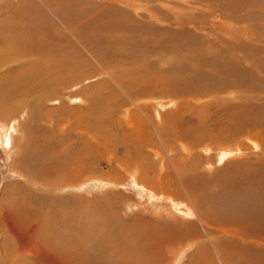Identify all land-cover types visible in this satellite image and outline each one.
<instances>
[{"label":"rangeland","instance_id":"374dc122","mask_svg":"<svg viewBox=\"0 0 264 264\" xmlns=\"http://www.w3.org/2000/svg\"><path fill=\"white\" fill-rule=\"evenodd\" d=\"M33 1L35 4L43 6L40 7L45 10L43 20L48 28H51L52 35L56 38H62L63 41L61 43L57 42L60 48H58L59 46H53L47 51V53H51L50 49L56 51L57 59H50L53 54H47L43 57H41L42 55L32 54L33 56L29 55L28 58L24 59L28 62L26 65H24L25 62L18 59L9 67L3 66L0 70V84L3 86L10 84L5 83V80H15L16 77L20 76L19 78L23 82L29 78L30 86H34V89L43 86L50 88V92L46 95L33 92L34 94L25 97V99L20 98L22 96L13 99L4 108L3 114L1 112L3 105L0 106V263L3 258L8 264H58L60 261L51 256L50 250H48L49 255H47L48 253L42 254L38 259L35 256L33 259L37 261L30 259L36 255L35 252L40 247H43L41 242L46 238H39V236L49 230L48 237L51 235L57 239L58 250L76 244L80 245L78 252L67 250L66 255L67 258L72 260H81L82 264H87L86 259L89 257L93 259V261L89 259L93 264H96V260H103V264H114L113 262H122V259L123 264H221L217 256L218 252L221 257L224 256L227 259L222 260V257L221 260L229 262V264H264V249L258 250V253L251 260L250 249L248 252L245 251L251 246L246 248L244 246L245 252H243L241 251L243 250L241 249L242 245L240 246L237 242L229 246L238 245L240 247H235L233 253H227L226 255L224 246L218 245L217 241L218 235L223 237L222 231L227 227L221 226L222 229L219 227L216 231V237L213 235L214 229L212 228L216 227L215 223H211L213 221L209 222L210 227L206 224L208 228L201 223V220L205 219L206 214L209 212H212L214 216H218L227 211L225 207H219L220 210H218L220 204L210 201L213 200L212 197L218 196L214 195L216 194L215 191H210L211 187H213L211 190H217V194H222V191L224 189L226 191L228 188L226 187L227 184H225V187L221 185L224 184L223 179L240 172L245 165L243 163L242 166V161H264V88L263 90L261 88L264 86L262 84L264 83L262 77L264 76V70H260L264 69V0H248L253 5L251 9L247 8L246 0H53L55 3L50 0V4H54V6H49L50 8L45 6L48 0ZM7 2L8 0H0V9L7 10L9 8ZM56 3H60L57 6L63 12L64 19L61 21L57 16L60 13L55 8ZM106 13L108 18L103 19V15L105 16ZM110 14L111 16H109ZM47 19L50 24L47 23ZM110 30L113 32H110ZM221 41L225 45L226 41L232 45V49H229L230 53L228 50L225 60L220 59L222 57L220 52H226L227 49ZM152 42L155 46H159V49L163 45L167 50L176 53L178 67L180 68L183 65L181 68L182 74L188 73L187 76L189 77L191 74L193 76V73L201 75V73L208 72V78H205V81L195 79L197 80L195 82L194 79H191V83L192 81L195 84L206 82L204 83L206 87L214 86L216 89L213 87L209 90L212 89L210 92L216 90L215 93L213 92L216 94L215 96L218 93L220 96H225L226 90L229 93H234L231 86L237 74L234 73L235 76H233V71L242 69L246 63L250 64V61L256 60V63H258L254 65L258 67L260 65L261 68H257L256 73L251 76V80L249 79L243 83L244 85L251 84L250 87L240 84V86L238 85L239 89L237 86L238 90L234 89V95L238 97L239 94V98H243H241L242 104L240 103V106L236 103H234V106L233 102L230 101L232 98L228 97H231L232 94H227V97L218 95L217 97L220 99L216 98L214 101L207 100L208 98L196 97L199 101L196 102L195 96H189L191 99L185 98V100L177 97V94L171 93L167 82L160 81V71H156L154 74L151 73L153 69L149 67V63L146 60V62L143 61L144 59L142 60V56H145L146 52L148 54L146 58L151 55L147 59L158 64L154 66L153 71L161 65L163 67L160 69L163 70L162 72H165L168 68V64L163 65L160 62L168 63V59H163V55L168 54L167 51L160 50L158 55L153 51L151 53L147 52V50L154 47ZM21 43L18 44L17 49H20ZM119 43L123 45L124 49L119 46ZM113 44H117L114 49H112ZM210 45L214 46L217 51L211 50ZM242 47L245 49L241 50ZM118 48L119 50H117ZM200 49L202 50L200 51ZM3 51H0V55L4 54ZM203 52L205 54L208 52L209 58L204 60L202 56V60L198 63V57L203 55ZM97 55L103 56L104 59L97 57ZM133 56L141 58L138 59L137 64L140 74L138 71L130 72L136 69L134 66L129 68L133 64ZM249 57H252L251 60ZM42 58L47 59V62ZM245 58L250 61L246 62ZM52 60H57L56 62L60 64L59 67H56L51 62ZM122 60L127 61V63L125 62L126 64L123 67L117 66ZM212 60H214L213 63ZM129 61H132V63ZM209 61L210 63H208ZM50 62L52 66H50ZM173 62L175 63V61L173 60L171 63L172 68L176 64H173ZM30 64L34 65L29 73L26 71L27 68L19 69ZM211 64H216L215 67H218V72L223 68L222 71H226L227 75L232 74L227 76L228 78L226 77L228 83L223 78L225 76H221L216 71L212 72L214 65ZM187 70L188 72H186ZM257 71L261 72L257 73ZM246 73H239L237 78L245 77ZM125 75H127V80L122 81L121 78H124ZM1 77H3V80ZM140 80L143 83L141 85ZM221 80L225 81L224 84ZM153 81L155 85L151 83ZM219 81H221L222 88L220 85L219 87L215 86ZM23 82L18 83V85L24 86ZM252 82L255 85L254 88H251ZM187 83L189 82H184V84ZM243 87L246 88L242 90ZM249 88L254 89V91L250 92ZM255 89H260L261 92L258 90L260 93H256ZM241 90L243 93L248 90V94L245 93L241 96ZM245 97L247 100L244 99ZM226 98L231 103L228 100L226 101ZM250 99L255 106L257 105V109H253V104V106H246L245 102L250 103ZM224 101L227 107H231L234 111L228 109ZM11 104H16L15 108H19L21 105L19 111H13L14 107ZM185 105H187L188 112L185 110ZM221 107L227 108L226 111L228 112L222 110ZM235 107L245 108L246 112L253 110L252 116H248L249 118L244 117L247 114L249 115L248 112L244 116L241 115V117L234 115L232 117L230 113L235 112ZM132 114L138 120L135 117L133 119ZM227 115L229 122L225 121ZM128 119L136 120L133 121L135 123L133 127L128 126ZM139 123L141 124L139 125ZM219 126L221 127L219 128ZM241 126L242 130L239 128ZM216 135L218 138L220 137L218 141H216ZM187 139H192V141ZM192 142H195L194 144L198 142V145L210 143L211 148L208 147L209 151H204L207 148L205 146L191 149V147L198 146L197 144L195 146ZM164 144L168 145L164 146ZM182 144L184 146L190 145L188 146L190 147L189 150L185 151L181 147ZM223 146L231 151L239 150V152L234 153L233 158L229 157V160L224 159L225 161H223L222 158L219 159L221 153L218 150V148H224ZM236 147L239 149H236ZM124 157L132 166L131 168L121 165ZM239 161L240 165H235ZM70 162L75 163L72 168ZM173 165L175 168H173ZM61 167L64 170L67 169L66 172ZM166 167L168 168L166 169L168 175L166 176V183L169 185L171 182L170 186L178 187L176 192L172 191L171 194H169L171 192L169 189L160 188L153 179L154 172ZM231 167L235 168L231 169ZM190 168L194 174L198 172L196 175L200 181L192 174ZM57 169L59 171H56ZM187 169H190L191 172ZM233 169L234 173L237 171L235 174L232 172ZM176 170L181 174L176 176ZM224 170L226 173H224ZM45 171H47L44 176L46 180L41 179L39 181L40 179L34 176V173L41 174ZM221 171L222 176H220ZM84 172L85 176L83 175ZM228 172L231 174H228ZM49 174L51 176L47 177ZM214 174L216 175L214 176ZM89 175L93 176L90 177ZM190 176L192 181L189 179ZM158 177L161 178L159 175ZM181 177H185L186 181L182 179L184 180L183 183L179 182ZM195 179L201 184V181H204V185L209 189L206 190L205 188L203 190L204 188L201 187L203 184H198ZM218 181L221 182L218 183ZM216 182L217 184H215ZM196 183L198 186H196ZM259 183L264 188V181H259ZM209 184L211 185L209 186ZM196 187H198L197 189L201 194H198ZM192 188H194V191ZM205 191L212 192H207L209 196L206 199L207 193ZM149 193L153 194L155 198L148 196ZM193 193H196V195L194 194V196ZM188 196H190L193 207L199 211L201 216L199 219L193 211L191 215L186 213L187 216L176 213L177 208L171 205V202L175 203L176 206L177 203L187 204L185 198L187 200ZM205 200H208L209 203L214 202L217 207H211ZM195 201L197 204L194 203ZM229 203H226L229 205V211L235 212L236 206L233 203H230L233 204L230 206ZM202 204L203 206H201ZM32 205L33 207H30ZM221 205L223 206V204ZM166 212L171 213L172 216L163 215ZM182 212L186 211L182 209ZM10 214H13V224L9 218ZM93 214L95 215L94 221L92 219ZM112 215H119L125 225L121 222V225H118L119 227L108 230L106 220L110 221ZM213 215L210 214V216ZM245 216L248 217L249 214ZM174 217L180 218L179 223L188 222L191 225L193 224L192 229H195L192 236L195 234L196 239L195 241L192 240L191 244L178 247L176 255H170L169 258V255L165 252L167 245L160 242V240L157 241L159 236L157 233L159 231L167 233L170 226L168 224H171L170 220ZM260 217L257 220L264 219V215ZM181 219H186V221ZM148 223L153 224L152 226H158V230H155L154 233L153 228L148 227ZM161 225L163 226L161 227ZM98 229L101 230L99 231L101 233L97 232ZM240 230L239 227L238 231H234L239 234L242 232V230L239 232ZM121 234L123 235L119 237ZM103 235H105V240L107 236L109 238L103 246L98 247L99 242L103 243L100 240ZM96 237H98L97 240H95ZM143 241L151 242V246L141 252L140 247L150 245ZM127 244L129 247H126ZM125 251L134 252L136 259L139 255L141 257L145 256L147 259L149 255H152V260L144 261L143 259L141 262V260L136 261L134 257H132L133 259H125L122 257ZM235 251L236 253L239 252L238 257H233ZM59 252L62 253V250ZM165 256H168V260ZM172 258L174 259L172 260ZM231 259L232 261H230ZM226 262H223V264H227Z\"/></svg>","mask_w":264,"mask_h":264},{"label":"bare ground","instance_id":"6f19581e","mask_svg":"<svg viewBox=\"0 0 264 264\" xmlns=\"http://www.w3.org/2000/svg\"><path fill=\"white\" fill-rule=\"evenodd\" d=\"M53 1V0H52ZM54 2V1H53ZM51 2H50V0H48L47 1V3H45V6H46V8L48 7V8H50L49 6H54V4H50ZM55 3V2H54ZM58 4H60V3H56V5H55V8H56V10L60 13V14H58L57 16H58V18L60 19V21L61 20H63L64 19V17H63V12L60 10V7L59 6H57ZM7 5H8V9L7 10H2V9H0V51L1 50H4L3 52H4V54H2V55H0V56H2L1 58H0V70L3 68V66H5V67H9L12 63H14L15 61H17L18 59H21L22 60V62H25L24 63V65H26L28 62H26V61H24V59L25 58H28L29 57V55H42L41 57H43V56H45V55H50V54H53V57L52 58H50V59H57L58 57H57V55H55L57 52L56 51H52L51 49H50V52L51 53H47V51H49V48L50 47H53V46H55V47H58V48H60V45L59 44H57V42L58 43H61V41H63L62 40V38H60V37H55V36H53L52 35V33H51V28L49 29L48 28V26L45 24V22H44V20H43V18H44V13H45V10H44V8H40V7H43V6H41L40 4H35V2L33 1V0H8V2H7ZM246 6H247V8L248 9H251V8H253V5H252V3L250 2V1H248V0H246ZM54 10V9H53ZM250 11V10H249ZM247 12V11H246ZM250 13V12H249ZM109 16H111V14L109 15ZM106 18H108V14L106 13V15L104 16L103 15V19H106ZM110 18V17H109ZM261 18H262V16H261ZM111 19V18H110ZM109 20V19H108ZM106 21V20H105ZM264 21V20H263ZM113 22V21H112ZM47 23H49L50 24V22H49V20L47 19ZM65 23V22H64ZM117 24L119 23V22H116ZM55 25V24H54ZM70 25V24H69ZM112 25H114V24H112ZM56 28V27H55ZM108 28V27H107ZM122 28V27H121ZM53 29H54V27H53ZM58 29V28H57ZM55 30V29H54ZM59 30V29H58ZM57 30V31H58ZM105 30V29H104ZM149 30H152V29H149ZM132 31V30H131ZM53 32V31H52ZM110 32H113V31H111L110 30ZM154 32V31H153ZM60 33H61V31H60ZM63 33V32H62ZM73 33V32H72ZM55 34H57V33H55ZM59 34V33H58ZM62 36V35H61ZM103 37H105V36H103ZM67 38V37H66ZM65 38V40H67ZM91 38V37H90ZM102 39V38H101ZM103 39H105V38H103ZM88 40V39H87ZM86 40V41H87ZM145 41V40H144ZM20 42H22L21 43V45L19 46L20 47V49H17V46H18V44L20 43ZM117 42V41H116ZM136 42V41H135ZM147 42V41H146ZM146 42H145V44H146ZM68 44H69V42H67ZM66 43V44H67ZM118 43V42H117ZM221 43H222V45H225V44H223V42L221 41ZM63 44V43H62ZM65 44V45H66ZM84 44V43H83ZM120 44V43H119ZM144 44V43H143ZM148 44V43H147ZM152 44H153V46L154 47H152V49H149V50H147V52H154V53H157V55H158V52L160 53V50H163L164 49V51L163 52H165V51H167L166 53H168L167 55H163V53H162V55H163V59H165V60H167L168 59V63L167 62H164V61H160L163 65H167L168 64V68H166V71H165V69H164V71L165 72H162L160 69H161V67H162V65H161V67H158L155 71H153L155 68H154V66H157L158 64H156L157 62H155V63H153L152 62V60L151 61H149L148 59V57H150V56H148L147 58H146V56L148 55L146 52H145V56H142L143 58H142V60L143 61H147L148 63H149V67L150 68H152L153 70L151 71V73L153 72V74H154V72H159L160 71V74H159V78H160V81H166L167 82V84H168V87H169V90H170V92L171 93H175V94H177L176 96L177 97H181V98H186V99H189L191 96H195V98L196 97H202V99H204V98H208L207 100H212V101H214L216 98H218V99H220L219 97H217L218 95H219V93H218V95L217 96H215L216 94H214L215 92H216V90H215V92H214V90L212 91V92H210L211 90H209L210 88H213L214 86H207L206 87V84H204V83H206V82H197L196 84H195V82L198 80V81H205V78H208L207 76V74H208V72H206L207 70H208V68H209V66H208V63H210V61L207 63V70L205 69V72L206 73H204V74H202L201 73V75L198 73V74H195V73H193L194 75L193 76H187V74L186 73H184L183 72V70H182V72L184 73V74H182L181 73V68H182V66L179 68L178 67V65H179V63L177 62V59H176V53H174L173 51H169V50H167V48L165 47V46H161V48L159 49V46H155V44L152 42ZM151 44V45H152ZM199 45H200V42L198 43ZM117 44H113V46H112V49H114L115 48V46H116ZM222 45H221V47H222ZM71 46V45H70ZM84 46V45H83ZM119 46H121V48H123L124 49V47H123V45H119ZM226 47H227V49L225 50L226 52H224V51H221L220 52V55L222 56L220 59H226V57H227V52H228V50L229 49H232V45L228 42V41H226V45H225ZM146 47H148V46H146ZM200 47H202V46H200ZM72 48V47H71ZM210 48H211V50H213V51H217L216 50V48L214 47V46H212V45H210ZM223 48V47H222ZM55 49V48H54ZM245 48L244 47H242L241 48V50H244ZM116 50V49H115ZM117 50H119V48L117 49ZM145 50V49H144ZM202 49H200V51H201ZM223 50H224V48H223ZM203 51H204V49H203ZM62 52V51H61ZM139 52H141V51H139ZM1 53V52H0ZM138 53V52H137ZM207 54H205L204 52H203V55H201V56H199V54H198V63H199V61H201L202 59H201V57L203 56V59L205 60H207V58H209V53L208 52H206ZM229 53H230V50H229ZM93 54V53H92ZM98 54V53H97ZM115 54V53H114ZM121 54V53H120ZM120 54H119V56H120ZM125 55H126V53H124ZM144 54V53H143ZM233 54V53H232ZM32 55V56H33ZM128 55V54H127ZM137 55V54H136ZM234 55V54H233ZM121 56H123V55H121ZM129 56V55H128ZM135 56V55H134ZM132 57V59H133V64L132 65H130L129 66V68H133V66L136 68L135 70H133V71H130V72H137L138 71V73H139V66L137 65L138 64V62H139V56H137V57ZM264 56V55H263ZM97 57H99V58H102V59H104V57L103 56H98L97 55ZM106 57H108V56H106ZM105 57V58H106ZM125 57H127V56H125ZM49 58V57H48ZM65 58V57H64ZM63 58V59H64ZM95 58V57H94ZM109 58V57H108ZM152 58V57H151ZM250 58V57H249ZM252 58V57H251ZM251 58H250V60H251ZM264 58V57H263ZM43 59V58H42ZM111 59V58H110ZM122 59V58H121ZM124 59V58H123ZM126 59V58H125ZM129 59V58H128ZM141 59V58H140ZM213 59V58H212ZM246 59V58H245ZM43 60H46V62H47V59H43ZM175 61V63L177 64H175L174 62H173V64H175V66L174 65H172V66H174L173 68L171 67V63H172V61ZM209 60V59H208ZM218 60V59H217ZM230 60V59H229ZM232 60V59H231ZM230 60V61H231ZM250 60H248V59H246V62L247 61H250ZM259 60V59H258ZM57 60H52L51 62H53L54 63V65L56 66V67H59V63L58 62H56ZM62 61V60H61ZM100 61V60H99ZM145 61V62H146ZM189 61H190V59H189ZM226 61H228V60H226ZM261 61V60H260ZM30 63H31V61H29ZM39 62V61H38ZM51 62H50V66H52V64H51ZM126 63H127V61H125ZM123 60H122V62H120L117 66H119V67H123L126 63H125ZM130 63H132V61H129ZM207 62V61H206ZM214 62V60H212V63ZM141 63V62H140ZM144 63V62H143ZM166 63V64H165ZM205 63V62H204ZM233 63V62H232ZM245 63V62H244ZM249 63V62H248ZM258 63V62H257ZM256 63V60H253V61H250V64H245V65H243V68L242 69H239V70H241V71H239V70H235V71H233V76H235L236 74H237V76H238V74L239 73H244V72H247L246 73V76L245 77H238L237 78V76L236 77H234V78H236V79H234V82H233V84H232V82H231V84H232V86H231V84H229L230 86H231V90H233L234 91V93H235V90L237 89V86L239 85L240 86V84H243V83H245V82H247L250 78H251V76L254 74V73H256V70H257V68H261L260 67V65H259V67L258 66H255L254 64H257ZM262 63V62H261ZM263 63H264V60H263ZM40 64V63H39ZM38 64V65H39ZM197 64V63H196ZM201 64V63H200ZM216 64H218L217 62H216ZM216 64L214 65V64H211V65H214V70L212 71V72H217L218 74H220L221 76L223 75V76H225V77H223V78H225L226 79V77L227 76H229V75H232V74H230L229 73V75H227V73H225L224 71H222L223 70V68L221 69V71H219L218 72V67H215L216 66ZM241 64V63H240ZM34 65V64H33ZM33 65H28V66H22V67H20L19 69H23V68H27V73H29V71L31 70V68H32V66ZM70 65V64H69ZM109 65V64H108ZM141 65H142V63H141ZM144 65H147V64H144ZM202 65V64H201ZM200 65V66H201ZM206 65V64H205ZM219 65V64H218ZM231 65V64H230ZM49 66V67H50ZM148 66V65H147ZM185 66V65H184ZM200 66H198V67H200ZM186 67V66H185ZM197 67V66H196ZM203 67H204V65H203ZM221 67V66H220ZM37 68V67H36ZM41 68V67H40ZM163 68V67H162ZM171 68V69H170ZM200 68H202V67H200ZM205 68V67H204ZM240 68V67H239ZM264 68V67H263ZM178 69H180V70H178ZM185 69V68H184ZM199 69V68H198ZM203 69V68H202ZM232 69V68H231ZM44 70V69H43ZM71 70V69H70ZM132 70V69H131ZM189 70H190V68H189ZM194 70V69H193ZM225 70H227V69H225ZM234 70V69H233ZM260 70H264V69H260ZM53 71V70H52ZM68 71V70H67ZM76 71V70H75ZM143 71V70H142ZM48 72H50V71H48ZM73 72V71H72ZM77 72V71H76ZM75 72V73H76ZM129 72V71H128ZM147 72H149L148 70H147ZM186 72H188V70L186 71ZM191 72H192V70H191ZM194 72V71H193ZM196 72V71H195ZM198 72V71H197ZM196 72V73H197ZM261 72V71H260ZM259 71H257V73H260ZM60 73V72H59ZM144 74H145V72H143ZM234 73H235V75H234ZM66 74V73H65ZM125 74V73H124ZM140 74V73H139ZM264 74V73H263ZM75 75V74H74ZM77 75V74H76ZM146 75H147V73H146ZM244 75V74H243ZM140 76V75H139ZM143 76V75H142ZM220 76V77H221ZM233 76H230L231 78L233 77ZM258 76V75H257ZM257 76H255V77H257ZM260 76V75H259ZM20 76H18V77H16V79L15 80H5V83H10V84H7L6 86H3V85H1L0 84V106L1 105H3V107H2V114H3V111H5L4 110V108L7 106V104L10 102V101H12L13 99H16V98H18V97H20V96H22V97H20V98H24L25 99V97H29V96H31L32 94H34L33 92H36V93H38V94H40V95H46V94H48L49 92H50V88L49 87H41V88H38V89H34V86H30V82H29V78H28V80L27 81H22V80H20V78H19ZM61 77H63V76H61ZM247 77H248V79H247ZM263 77V79H264V76H262ZM222 78V79H223ZM228 78V77H227ZM253 78V77H252ZM259 78V77H258ZM258 78H257V81H258ZM1 79L3 80V77H1ZM191 79H197V80H195V82L193 83V81H192V83H191ZM230 79V78H229ZM256 79V78H255ZM262 79V80H263ZM121 80L122 81H126L127 80V75H125V77L124 78H121ZM208 80V79H207ZM224 80V79H223ZM230 80H233V79H230ZM229 80V81H230ZM251 80V79H250ZM67 81V80H66ZM142 80H140L139 81V83H140V85H141V82ZM185 81H187V82H189V83H187V84H184V82ZM222 81V80H221ZM221 81H219L217 84H215V86L217 85L218 87H219V85H220V87H221ZM226 83H228V80L226 79ZM259 81H260V79H259ZM264 81V80H263ZM21 82H23L24 84V86H21V85H18V83H21ZM54 82V81H53ZM62 82V81H61ZM183 82V83H182ZM224 82L225 81H222V83L224 84ZM255 82V81H254ZM70 83V82H69ZM152 84H154L155 85V82L153 81V82H151ZM150 83V84H151ZM225 83V84H226ZM230 83V82H229ZM251 83V82H250ZM249 83V84H250ZM257 83V82H256ZM262 83V82H261ZM143 84V83H142ZM151 84V85H152ZM222 84V85H223ZM252 84H253V82H252ZM258 84V83H257ZM263 85H264V83H262ZM62 85V84H61ZM73 85V84H72ZM148 85V84H147ZM244 85V84H243ZM246 85V84H245ZM244 85V86H245ZM248 85V84H247ZM247 85H246V87H247ZM251 85V84H250ZM250 85H248L249 87H250ZM230 86H228V87H230ZM238 86V89L240 88ZM254 84L251 86V88L253 87L254 88ZM32 87V88H31ZM143 87H145V85H143ZM227 87V86H226ZM245 87V88H246ZM258 87H260V86H258ZM147 88H148V86H147ZM152 88H153V86H152ZM222 88V87H221ZM223 88H224V86H223ZM236 88V89H235ZM244 87L242 88V90L243 89H245ZM251 88H249V91L251 92V91H254V89L252 90ZM257 88V87H256ZM262 88V90H263V88H264V86L263 87H261ZM146 89V88H145ZM150 89V88H149ZM148 89V90H149ZM214 89H216L215 87H214ZM218 89V88H217ZM227 89V88H226ZM228 89H230V88H228ZM235 89V90H234ZM237 89V90H238ZM251 89V90H250ZM142 90V89H141ZM147 90V89H146ZM208 90H209V92L211 93H209L208 92ZM225 90V89H224ZM231 90H230V92H231ZM242 90H241V96L242 95H244L245 93H247L248 92V90H246L247 92H245V90H244V92L245 93H243L242 92ZM256 90V89H255ZM258 90H260V89H257L256 90V93H260L261 92V90H260V92L258 91ZM143 91V90H142ZM152 91V90H151ZM221 91V90H220ZM227 92L225 93V96L223 95H221L222 97H227L226 95L228 94H232V96L231 97H228V98H232L230 101H232L233 102V104L234 103H236V104H239L238 106H240V103L242 104V100H241V98H239V92L238 91H236V92H238L237 94H238V97H236V95H234V93H229V91L228 90H226ZM240 91V90H239ZM264 91V90H263ZM147 92H150V91H147ZM154 92V91H153ZM214 92V93H213ZM223 92H225V91H223ZM144 93H146L145 91H144ZM213 93V94H212ZM243 93V94H242ZM255 93V92H254ZM255 93V94H256ZM264 93V92H263ZM222 94V93H221ZM224 94V93H223ZM248 94V93H247ZM246 94V95H247ZM252 95V94H251ZM138 96V95H137ZM190 96V97H189ZM220 96V95H219ZM220 96V97H221ZM248 96V95H247ZM256 97V96H255ZM255 97H253V98H255ZM258 97V96H257ZM256 97V98H257ZM198 98H196V102H199V101H197V99ZM228 98H226V101L228 100ZM252 98V99H253ZM185 99V100H186ZM191 99V98H190ZM217 99V100H218ZM243 99V98H242ZM244 99H246V97L244 98ZM248 99H249V96H248ZM159 100V99H158ZM194 100V99H193ZM247 100V99H246ZM251 100V99H250ZM121 101V100H120ZM189 101V100H188ZM191 101V100H190ZM218 101H221V100H218ZM218 101H216V102H218ZM229 100H228V102H230ZM152 102H153V100H152ZM155 102V101H154ZM160 103H161V101H159ZM193 102V101H192ZM222 102V101H221ZM243 102H245V101H243ZM231 103V102H230ZM229 103V104H230ZM20 104V103H19ZM97 104V103H96ZM99 105H100V103H98ZM122 104V103H121ZM123 104H125V103H123ZM224 104H226L225 103V101H224ZM245 104H246V106H250V105H254V103L252 102V100H251V102L250 103H246L245 102ZM12 105V104H11ZM16 105V104H15ZM15 105H12V107H14ZM138 105V104H137ZM145 105V104H144ZM189 105V104H188ZM223 105V104H222ZM252 105V106H253ZM92 106H94V105H92ZM142 106V105H141ZM146 106V105H145ZM225 106V105H224ZM232 106V105H231ZM234 106H235V104H234ZM252 106H251V109H252ZM255 106V105H254ZM253 106V109H257L256 108V106L254 107ZM20 107H21V105H20ZM19 107V108H20ZM113 107V106H112ZM226 107H227V104H226ZM248 107H246V108H248ZM19 108H13V111H19ZM115 108V107H114ZM140 108V107H139ZM222 108V110H227V108L229 109H232L231 107H227L226 109H224L225 107H221ZM236 108V107H235ZM264 108V107H263ZM149 110V108L147 109V111ZM185 110H186V112H188V109H187V105H185ZM261 110V109H260ZM224 111V112H225ZM230 111V110H229ZM232 111H234V109H232ZM137 112V111H136ZM139 112V111H138ZM143 112V111H142ZM226 112H228V111H226ZM249 112V115L247 114L246 115V113H248ZM248 112H246V110H245V108H242V107H239V108H236L235 109V112H232V113H230L231 115H232V117H234V116H239V117H241V115H243L244 116V114L246 115V116H244V117H247V118H249L248 116H252L251 115V113L253 112V110H248ZM134 114H136V113H134ZM138 114V113H137ZM140 114V113H139ZM143 114H145V113H143ZM140 115H142V114H140ZM234 115V116H233ZM242 116V117H243ZM132 117H133V114H132ZM131 117V118H132ZM135 117V116H134ZM134 117H133V119H134ZM160 117H162V116H160ZM235 117V118H236ZM226 118H227V120H225V121H228V115L226 116ZM251 118V117H250ZM135 119H137L136 117H135ZM141 119V118H140ZM199 119V118H198ZM230 119H232V118H230ZM229 119V120H230ZM236 119H238V118H236ZM235 119V120H236ZM138 120V119H137ZM161 120V119H160ZM233 120V119H232ZM231 120V121H232ZM242 120H243V118H242ZM241 120V121H242ZM130 121V122H129ZM133 121H136V120H133ZM132 120H130V119H128V121H127V123H128V126L129 127H133L134 126V122H133ZM141 121V120H140ZM238 121V120H237ZM237 121H234V122H237ZM244 121H246V120H244ZM137 122H139V121H137ZM144 122V121H143ZM145 122H147V121H145ZM201 122V121H200ZM229 122V121H228ZM243 122V121H242ZM248 122V121H247ZM224 123V122H223ZM231 123V122H230ZM230 123H229V125H230ZM256 123H258L257 121H256ZM141 123H139V125H140ZM143 124V123H142ZM225 124H227V123H225ZM240 124V123H239ZM72 125V124H71ZM87 125H88V123H87ZM86 125V126H87ZM231 125H232V123H231ZM231 125L229 126V128L231 129ZM236 125H238V124H236ZM242 125V124H241ZM234 126V125H233ZM251 126V125H250ZM250 126H248V127H250ZM74 127V126H73ZM221 126H219V128H220ZM225 128H227V127H225ZM240 128V130H242L243 128H242V126L241 127H239ZM156 129V128H155ZM233 129V128H232ZM157 130V129H156ZM193 130V129H192ZM218 130V129H217ZM245 130V129H244ZM219 131V130H218ZM229 131V130H228ZM227 131V132H228ZM231 131V130H230ZM223 132V131H222ZM221 132V133H222ZM237 132V131H236ZM87 133V132H86ZM186 133H188V132H186ZM212 133V132H211ZM229 133V132H228ZM209 134V133H208ZM223 134V133H222ZM234 134V133H233ZM90 135V134H89ZM207 135V134H206ZM215 135V134H214ZM232 135V134H231ZM79 137V136H78ZM212 137V136H211ZM216 137H217V135H216ZM215 137V138H216ZM237 137V136H236ZM89 138V137H88ZM187 138H188V136H187ZM202 138V137H201ZM210 138V137H209ZM220 138V137H219ZM218 137H217V140L216 141H218V139H219ZM224 138V137H223ZM213 139V138H212ZM159 140V139H158ZM179 140V139H178ZM188 140V139H187ZM189 140H191L192 141V139H189ZM188 140V141H189ZM223 140V139H222ZM190 141V142H191ZM194 141V140H193ZM186 142V141H185ZM189 142V143H190ZM207 142V141H206ZM211 142H212V140H211ZM193 144L195 143V142H192ZM198 143V142H197ZM196 143V144H197ZM205 143V142H204ZM220 143V142H219ZM196 144H194L195 146H196ZM214 144H217V143H214ZM168 145V144H167ZM167 145H165L164 144V146H167ZM198 145V144H197ZM188 146H190V145H188ZM188 146H184V144H182L181 145V147L182 148H184L185 149V151H188L189 150V148L190 147H188ZM203 146H205V147H207V148H205L204 149V151H209V149H208V147L209 148H211L210 147V143H207V144H200V145H198V146H196V147H191V149H194V148H200V147H203ZM224 147V146H223ZM236 149H239L238 147H236ZM218 150H220L219 152L221 153V157L219 158V159H221L222 158V160L223 161H225L224 159H228L229 157H232L233 156V154L234 153H238L239 152V150L238 151H231V150H229L227 147H224V148H218ZM191 151V150H190ZM126 153V152H125ZM76 154V153H75ZM200 157V156H199ZM240 157V156H239ZM233 158V157H232ZM229 160V159H228ZM230 160H231V158H230ZM259 160V159H258ZM246 161V160H245ZM245 161H242L241 163H242V166H243V163L245 164L243 167H242V169H241V171L240 170H238V171H240V172H238L237 174H235L233 171H234V169L232 170V172L235 174V175H233V176H231V177H229V178H227L226 179V177L223 179V183L224 184H221V185H224V187H225V184H227L228 186H226V187H228L227 188V190L225 191V189L222 191L223 193L222 194H217L218 192H217V190H211V188L213 189V187H211L210 188V191H215L216 192V194H214V195H218L217 197H212V199L213 200H210V201H214L216 204H220V206H218V208L219 207H225L226 209H227V211L226 212H224V213H222V214H219L218 216H214L213 214H212V212L210 213L211 215H213V216H210V214L208 213V212H206V213H208V214H206L207 216H206V218L205 219H202L201 220V223H202V225L204 226H206V224H207V226L208 227H210L211 225L209 224V222L210 221H213V222H211L212 224L213 223H215V228H212V229H214L213 231V235H215L216 237H217V234H216V231H218V228L219 227H223V226H225V227H227V229H225L224 231H222L223 233V237H221L222 235H218V241H217V243H218V245H221L222 247L224 246V250L226 251V255H227V253L229 254V253H233L234 252V250H235V247H237L236 245H233V246H229L230 244H235L236 242L241 246L242 245V248L241 249H243V247L245 246V248L246 247H250V248H248V249H245V251L246 252H248V250L250 249V253H251V256H252V259L251 260H253V258H254V256L258 253V250H260V249H264V219H259V220H257L260 216H262V215H264V188L263 187H261V184L259 183V181H264V161L263 160H259V161H257V162H247L246 161V163H245ZM248 161H249V159H248ZM232 162V161H231ZM235 162H237V161H235ZM209 163V162H208ZM75 164V163H74ZM74 164H72V162H70V166H71V168L73 167V165ZM172 164H173V161H172ZM237 164H239L240 165V161H239V163H236L235 165H237ZM121 165H123V166H125L126 168H131L132 166L131 165H129V162L128 161H126V157H124L123 159H122V161H121ZM234 165V166H235ZM69 166V167H70ZM197 166H199V164H197ZM227 166V165H226ZM238 166V165H237ZM42 168V167H41ZM62 168V167H61ZM70 168V169H71ZM164 168V167H163ZM173 168H175V166L173 165ZM207 168V167H206ZM223 168V167H222ZM232 168H235V167H231V169ZM166 169H168L167 167L165 168V169H160V170H158V171H156V172H154V174H153V179L155 180V182H156V184L160 187V188H167V189H169L171 192L169 193V194H171L172 193V191L173 192H176V188H178V187H173V186H170V183H169V185L166 183L167 181H166V176H168L167 175V171H166ZM186 169V168H185ZM191 169V168H190ZM190 169H187V170H190ZM212 169V168H211ZM62 170L64 171V172H66V170H64L63 168H62ZM62 170H60L61 172H62ZM77 171L79 170V169H76ZM192 170V169H191ZM191 170H190V172H191ZM210 170V169H209ZM221 170V169H220ZM225 170H226V168H225ZM225 170H224V173H226L225 172ZM228 170H230V169H228ZM56 171H59V169H57ZM75 171V170H74ZM227 171V170H226ZM231 171V170H230ZM54 172H55V170L53 171V174H54ZM176 172V176H178L179 174H181L180 172H178L177 170L175 171ZM192 172H193V170H192ZM200 172V171H199ZM57 173V172H56ZM198 173V172H197ZM196 173V174H197ZM216 173V172H215ZM47 174V171H45L44 173H41V174H36V173H34V176L35 177H37V178H39L40 180L39 181H41V179L42 180H46L45 178H44V176ZM92 174V173H91ZM161 177V178H159L158 177V175ZM193 175H195L196 176V178H197V175L196 174H194V172L192 173ZM192 174H190V175H192ZM201 174H203V173H201ZM200 174V175H201ZM219 174H220V172H219ZM228 174H231V173H229L228 172ZM227 174V175H228ZM65 175V174H64ZM75 175V174H74ZM80 175H82V173H80ZM83 175L85 176V172L83 173ZM185 175H187V174H185ZM216 174H214V176H215ZM224 175V174H223ZM51 176V174H49V175H47V177H50ZM90 176V175H89ZM91 176H93V175H91ZM90 176V177H91ZM199 176V175H198ZM211 176V175H210ZM218 176V175H217ZM220 176H222V171H221V174H220ZM225 176H226V174H225ZM229 176V175H228ZM34 177V178H35ZM148 177V176H147ZM189 177V176H188ZM202 177V176H201ZM29 178V177H28ZM185 178V177H184ZM184 178H180L179 179V182H181V183H183V181L185 180ZM217 178V177H216ZM219 179L221 178V177H218ZM51 179V178H50ZM138 179V178H137ZM182 179H184V180H182ZM190 180L192 179V177L190 176V178H189ZM198 179V178H197ZM197 179H195V182H197L198 184L200 183V182H198L197 181ZM202 179H204L203 177H202ZM218 179V180H219ZM36 180V179H35ZM199 180V179H198ZM205 180V179H204ZM216 180V179H215ZM175 181V180H174ZM186 181V180H185ZM188 181V180H187ZM192 181V180H191ZM200 181V180H199ZM212 181V180H211ZM214 181V180H213ZM212 181V182H213ZM217 181V180H216ZM176 182V181H175ZM202 182V184L204 185L205 184V182L204 181H201ZM204 182V183H203ZM211 182V183H212ZM221 182V181H220ZM219 181H218V183H220ZM186 183V182H185ZM196 183V186H198V184ZM207 184H208V182H206ZM210 183V182H209ZM177 184H178V181H177ZM194 184V183H193ZM201 184V183H200ZM201 184V185H202ZM215 184H217V182L215 183ZM214 184V186H216ZM184 185H186V184H184ZM188 185V184H187ZM195 185V184H194ZM201 186V187H203L202 189L203 190H205V188H206V190H208L207 189V187L205 186ZM211 184H209V186H210ZM175 186H177L176 184H175ZM179 187H180V184L178 185ZM181 187H182V189H183V186L181 185ZM187 188H188V186H186ZM199 187H200V185H199ZM198 187H196V189H197ZM190 189H191V187H190ZM201 189V190H202ZM192 190L194 191V188H192ZM187 191H189V190H187ZM197 191H198V189H197ZM225 191V192H224ZM186 192V191H185ZM196 192V191H195ZM206 192V191H205ZM208 192V191H207ZM206 192V193H207ZM147 193V192H146ZM200 192L198 191V194H199ZM203 193H204V191H203ZM205 193V194H206ZM208 193H212V192H208ZM208 193H207V196H205V199H206V197H208L209 195H208ZM191 194V193H190ZM196 195V193H193V195ZM201 194V193H200ZM194 195V196H195ZM148 196H150V197H153V199L155 198V196L153 195V194H148ZM191 196V195H190ZM190 196H188L187 197V200H186V198H185V201H186V203L187 204H183V203H177V206H176V204L175 203H173V202H171V205L173 206V207H175V208H177L176 210H175V212L176 213H180V214H182V215H184V216H187L186 215V213L187 214H189V215H191V213H192V211L195 213V215H196V217H197V219H199V217H201L200 215H199V211L197 210V208H195V207H193V204L191 203V199H190ZM203 196V197H204ZM212 196V195H211ZM200 197H202V196H200ZM165 198H167V197H165ZM195 198H197V197H195ZM210 199H211V197H209ZM209 198H207V199H209ZM214 198H215V200H214ZM198 199V198H197ZM202 199V198H201ZM199 200V199H198ZM204 200V199H203ZM189 201V202H188ZM208 202V200H205V202ZM202 202H204V201H202ZM214 202L212 203V202H208L209 203V205H211V207H217V206H215L214 205ZM228 202H230V203H233L234 204V206H236V211L235 212H230L229 210H230V208H229V205H227L226 203H228ZM194 203H196V201L194 202ZM199 203V202H198ZM229 203V204H230ZM22 204V203H21ZM197 204V203H196ZM212 204H213V206H212ZM221 204H223V206L221 205ZM233 204H230V206L231 205H233ZM9 206V205H8ZM198 206H199V204H198ZM201 206H203V204L201 205ZM204 206H206L205 204H204ZM30 207H33V205L32 206H30ZM207 207V206H206ZM205 207V208H206ZM15 208V207H14ZM217 208V209H218ZM221 208V209H222ZM20 209V208H19ZM23 209V208H22ZM28 209H30V208H28ZM32 209V208H31ZM182 209L183 210H185L186 212H182ZM213 209V208H212ZM217 209H215V210H217ZM9 210V209H8ZM24 210H25V208H24ZM39 210V209H38ZM207 210H209V209H207ZM218 210H220V208L218 209ZM18 211V210H17ZM213 211H214V209H213ZM224 211H225V209H224ZM26 213H27V211H25ZM30 212H31V210H30ZM41 212V211H40ZM201 213H202V211H200ZM215 213V212H214ZM23 214V213H22ZM166 214H168V215H170V216H172V214L171 213H169V212H166V213H164L163 215H166ZM246 214H249V216L248 217H246L245 215ZM250 214H251V218H250ZM15 215H16V213H15ZM28 215V214H27ZM39 215V214H38ZM109 216H111L110 214H108ZM107 215V216H108ZM257 215V216H256ZM119 215H115V216H113L112 215V217H111V220L109 221V220H106V223L108 224L107 225V227L106 228H109L108 230H112L113 228H115V227H117L118 225H121L120 223L122 222V218L119 216ZM19 217V216H18ZM42 217V216H41ZM204 217V216H203ZM202 217V218H203ZM4 218V217H3ZM9 218H10V221H11V223L13 224V221H14V218H13V214H10L9 215ZM21 218V217H20ZM26 218V217H25ZM29 218V217H28ZM31 218V217H30ZM107 218V217H106ZM261 218V217H260ZM17 219H19V218H17ZM16 219V220H17ZM92 219H93V221H94V219H95V215L93 214L92 215ZM152 219H155V218H152ZM157 219V218H156ZM180 218H173V219H171L170 220V222H171V224H168V225H170L169 227H168V232L166 233L165 231H159V233H157V234H159V236H158V238H157V241L158 240H160V242H162V243H164L165 245H167V247H166V253L169 255V258H170V255L172 256V255H176L175 253H176V251H177V248L178 247H184V246H186V245H188V244H191L192 243V240L193 241H195V239H196V236H195V234L193 235L194 236V238H193V236H192V232H193V230L195 229H192L193 227H192V225L191 224H189L188 222H183V223H179L180 222V220H179ZM187 219V218H186ZM186 219H181V220H184V221H186ZM4 221H6L5 219H3ZM26 220V219H25ZM71 220V219H70ZM157 220H159V219H157ZM0 221H1V219H0ZM76 221V220H75ZM198 221V220H197ZM41 222V221H40ZM69 222H71V221H69ZM145 222H147V220H145ZM152 222V221H151ZM6 223H8L7 221H6ZM123 223V225H125L124 223L125 222H122ZM143 223V222H142ZM153 223V222H152ZM161 223V222H160ZM199 223V222H198ZM21 224V223H20ZM31 224V223H30ZM46 224V223H45ZM50 224H51V222H50ZM73 224V223H72ZM153 224H151V223H148V227H152L153 228V230H154V233H155V230H158V226H152ZM167 225V224H166ZM196 225V224H195ZM210 225V226H209ZM33 226V225H32ZM54 226V225H53ZM163 225H161V227H162ZM197 226V225H196ZM204 226V227H205ZM206 226V227H207ZM213 226V225H212ZM119 227V226H118ZM121 227V226H120ZM126 227V226H125ZM134 227H136V226H134ZM161 227H160V230H161ZM207 227V228H208ZM222 227H221V229H222ZM239 227L241 228V230H242V232H241V230L239 231V232H241V233H236L235 231H238L239 230ZM12 228V227H11ZM43 228V227H42ZM100 228V227H99ZM197 228V227H196ZM39 229V228H38ZM44 230H45V228H43ZM119 229V228H118ZM131 229V228H130ZM133 229V228H132ZM145 229V228H144ZM198 229V228H197ZM211 229V228H210ZM26 230V229H25ZM140 230V229H139ZM142 230V229H141ZM140 230V231H141ZM152 230V229H151ZM220 230V229H219ZM235 230V231H234ZM48 231L49 230H46V232H45V234H43V235H40L39 236V238L40 237H42V238H46V239H43V241L41 242L42 244H43V247H40V249H38L37 250V252H35V254L36 255H34L32 258H30L32 261H37L36 259H38L39 258V256L40 255H42V254H45V253H48L49 251L48 250H50V253H51V256H54V258L55 259H57V260H59L60 262L58 263V264H82V261L81 260H72V259H70V258H67L68 256L66 255V251L67 250H74V251H76V252H78L79 251V249H80V245L79 244H76V245H74V246H70V247H65V249H63V248H60L61 250H62V253L61 252H59V251H61V250H58L57 249V239H55V238H53L51 235L48 237ZM80 231V230H79ZM96 231V230H95ZM99 231H101L100 229H98L97 230V232H99ZM146 231V230H145ZM221 231V230H220ZM78 232V231H77ZM81 232V231H80ZM115 232V231H114ZM117 232V231H116ZM99 233H101V232H99ZM131 233V232H130ZM209 233V232H208ZM54 234V233H53ZM85 234V233H84ZM139 234V233H138ZM197 234H199L198 232H197ZM196 234V235H197ZM219 234V233H218ZM106 235V234H105ZM105 235H103V237L101 236L100 237V240H102V242L103 243H98L97 245H98V247H100V246H103L104 244H105V242L108 240V236H107V238H106V240H105ZM123 234H121L119 237H121ZM128 235V234H127ZM133 235V234H132ZM147 235V234H146ZM63 236V235H62ZM100 236V235H99ZM138 236V235H137ZM197 236H199V235H197ZM211 236V235H210ZM220 236V237H219ZM126 237V236H125ZM36 238V237H35ZM63 238V237H62ZM75 238V237H74ZM137 238V237H136ZM154 238V237H153ZM211 238V237H210ZM98 239V237H96V239L95 240H97ZM111 239V238H110ZM123 239V238H122ZM126 239V238H125ZM128 239V238H127ZM198 239V238H197ZM216 239V238H215ZM138 240V239H137ZM145 240H146V238H145ZM154 240V239H153ZM152 240V241H153ZM200 240V239H199ZM210 240V239H209ZM208 240V241H209ZM211 240H213V239H211ZM24 241V240H23ZM65 241H66V239H65ZM201 241V240H200ZM213 241H215V240H213ZM77 242V241H76ZM79 242H80V238H79ZM119 242H120V240H119ZM137 242H139V241H137ZM136 242V243H137ZM143 242H146V243H148V244H150V245H144L143 247H140L141 248V252L145 249V248H147V247H150L151 246V242H148V241H143ZM212 242V241H211ZM82 243V242H81ZM134 243V242H133ZM84 244V243H83ZM212 244H213V242H212ZM121 245H122V243H121ZM214 245H216V244H214ZM92 246H93V244H92ZM153 246V245H152ZM240 246H238V247H240ZM257 246V247H256ZM94 247H95V245H94ZM107 247V246H106ZM120 247V246H119ZM126 247H129L128 246V244H127V246ZM164 247V246H163ZM216 247V246H215ZM214 247V248H215ZM218 248V247H217ZM234 248V249H233ZM253 248V249H252ZM258 248V249H257ZM55 249H57V250H55ZM86 249V248H85ZM117 249H118V247H117ZM126 249V248H125ZM35 250V249H34ZM83 250V249H82ZM110 250H112V249H110ZM158 250H160V249H158ZM179 250V249H178ZM223 250V251H224ZM25 251V250H24ZM23 251V252H24ZM238 251V250H237ZM241 251H243V252H245L244 251V249L243 250H241ZM161 252V251H160ZM116 253V252H115ZM239 253V252H238ZM238 253H236V251H235V253L233 254V257L234 256H237V254ZM84 254V253H83ZM99 254V253H98ZM102 254V253H101ZM105 255H106V253H104ZM120 254V253H119ZM236 254V255H235ZM6 255V254H5ZM5 255H4V257H5ZM47 255H49V253L47 254ZM103 255V254H102ZM232 255V254H231ZM239 255H242V254H239ZM7 256V255H6ZM35 256H37V258L36 259H33ZM56 256V257H55ZM97 256V255H96ZM149 256H151L150 258H149ZM148 256V259H147V257H145V256H143V257H141L140 255L139 256H137V259L134 257V252H127V251H125L124 253H123V255H122V257L123 258H125V259H131L132 257H134L135 259H136V261L138 260H141V262L143 261V259H144V261H149V260H152V255H149ZM217 256H218V259L220 260V262L219 263H221V264H223V262H226V261H222L223 259H226V258H224V256H220V254H219V252H218V254H217ZM250 256V257H251ZM102 257V256H101ZM166 257V256H165ZM168 257V256H167ZM166 257V258H167ZM174 257V256H173ZM229 257V256H228ZM238 257V256H237ZM240 257V256H239ZM42 258V257H41ZM98 258H100V257H98ZM103 258V257H102ZM221 258H222V260H221ZM236 258V257H235ZM5 259L7 260V258L5 257ZM89 259H91L92 261H93V259L91 258V257H89V258H87L86 259V261H87V264H93ZM133 259V258H132ZM174 258H172V260H173ZM237 259V258H236ZM250 259V258H249ZM41 260V259H40ZM64 260H66V261H64ZM161 260H162V258H161ZM165 260V259H164ZM167 260H168V258H167ZM199 260H200V258H199ZM227 260V259H226ZM228 260H229V258H228ZM235 260V259H234ZM233 260V261H234ZM133 261V260H132ZM230 261H232V259L230 260ZM133 262H135V261H133ZM162 262V261H161ZM10 263V262H9ZM114 264H123L124 262H123V259H122V262H120V261H118V262H113ZM128 263V262H127ZM140 263V262H139ZM170 263V262H169ZM211 263V262H210ZM227 264H229V262H226ZM0 264H8L5 260H3V258H2V260H1V263ZM96 264H103V260H96ZM126 264V263H125ZM146 264V263H145ZM154 264V263H153ZM159 264V263H158ZM161 264V263H160ZM202 264V263H201ZM212 264V263H211Z\"/></svg>","mask_w":264,"mask_h":264}]
</instances>
